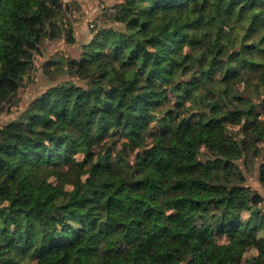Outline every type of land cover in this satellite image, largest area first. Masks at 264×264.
Returning <instances> with one entry per match:
<instances>
[{
    "label": "trees",
    "instance_id": "obj_1",
    "mask_svg": "<svg viewBox=\"0 0 264 264\" xmlns=\"http://www.w3.org/2000/svg\"><path fill=\"white\" fill-rule=\"evenodd\" d=\"M68 11L0 0V106L38 46L75 44ZM106 15L78 58L48 62L70 80L0 127V264H264V196L235 164L264 143V100L246 90L264 88V0H124Z\"/></svg>",
    "mask_w": 264,
    "mask_h": 264
},
{
    "label": "rangeland",
    "instance_id": "obj_2",
    "mask_svg": "<svg viewBox=\"0 0 264 264\" xmlns=\"http://www.w3.org/2000/svg\"><path fill=\"white\" fill-rule=\"evenodd\" d=\"M124 0H61L62 9L69 8L63 22L67 26H72L76 42L72 46H67L63 38L46 41L38 46V51L34 53L33 63L28 71V76L20 84L15 97L7 99L6 103L0 106V127L6 125L11 120L19 116V114L27 107L31 100L43 93L46 89L66 83L70 80L67 71L61 68L62 64L68 58H78L81 53L83 44L89 43L93 38L96 30L101 27L115 24L107 17L106 13L114 10L116 6L123 3ZM60 20V17L57 18ZM92 30L94 32L92 33ZM61 62V66L48 64L49 61ZM76 80V78H75ZM76 84L83 85L81 81ZM241 85V84H240ZM247 92L253 96V103H261L264 100V88L260 89V98L255 94L254 86L247 87ZM170 97V103L173 105L174 98ZM191 111L190 113H192ZM255 114L259 120H264V106H257ZM190 116V115H188ZM226 135L230 138L245 139L243 134V125H227ZM148 138V137H147ZM150 141V138L146 139ZM260 148L259 157H255L252 153L243 156L240 160L235 161L240 171L245 177V184L264 196V190L258 180V165L264 154V143H258ZM121 148V144L117 145V150ZM204 152L203 148H201ZM77 158H80L77 155ZM246 217V214L244 215ZM226 237H219L218 241L221 244L226 243ZM255 253L251 251L247 254L250 256Z\"/></svg>",
    "mask_w": 264,
    "mask_h": 264
}]
</instances>
